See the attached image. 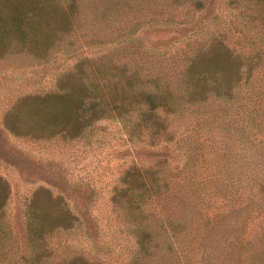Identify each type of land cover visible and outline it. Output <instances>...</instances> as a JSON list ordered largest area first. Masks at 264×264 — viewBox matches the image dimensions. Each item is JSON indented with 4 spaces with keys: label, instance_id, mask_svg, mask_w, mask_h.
Instances as JSON below:
<instances>
[{
    "label": "trees",
    "instance_id": "trees-1",
    "mask_svg": "<svg viewBox=\"0 0 264 264\" xmlns=\"http://www.w3.org/2000/svg\"><path fill=\"white\" fill-rule=\"evenodd\" d=\"M170 2L191 9L190 17L114 28L104 42L70 49L56 36L71 22L74 0H0V59L30 54L35 71L64 68L52 88L15 96L0 115V135L72 140L102 121L116 123L134 160L108 197L131 237L118 264H242L244 247L255 249L260 238L230 239L224 227L235 226L238 210L224 206L238 197V180L264 201V0ZM109 4L95 12L102 16ZM130 47L137 55L113 58ZM50 48L57 52L49 57ZM53 182L66 186L62 177ZM176 185L188 186L192 199H204V188L223 198L193 204L194 223L186 204L163 201L175 199ZM7 194L0 176V264H102L79 254L51 260V237L75 225L99 250L120 254L117 237L104 239L88 213L92 189L75 211L39 186L13 225Z\"/></svg>",
    "mask_w": 264,
    "mask_h": 264
},
{
    "label": "rangeland",
    "instance_id": "rangeland-1",
    "mask_svg": "<svg viewBox=\"0 0 264 264\" xmlns=\"http://www.w3.org/2000/svg\"><path fill=\"white\" fill-rule=\"evenodd\" d=\"M68 1L70 0H60L63 4ZM127 1L130 3L125 4ZM74 2L76 8L70 14V24L56 36L60 45L70 49H78L86 43L104 42L110 38V30L114 28H121L124 33L134 24L143 27L156 22L155 20L179 21L189 18L191 13V9L175 6L170 0H148L139 4L130 0H74ZM103 3L110 4L108 11L101 16L95 10L103 7ZM229 39L235 40L234 37ZM244 43L245 41L240 38V44ZM56 52V48H50L47 55L50 57ZM112 54L114 59L118 57L122 59L123 55L125 57L137 55L132 51V47ZM82 56L79 54L72 58V61ZM35 64L36 60L31 58L30 54H15L0 59V115L15 96L52 88L53 78L64 71L63 65L57 68L49 65L44 70L35 71ZM211 132L214 133V129ZM127 144L128 141L118 125L110 121H102L88 133L72 140H62L58 137L36 140L2 133L0 176L8 186L5 213L11 224L16 223L21 217V209L26 199L39 186L49 188L53 194H61L68 199L69 205L73 206L75 211L77 207H82V193L86 189H92V200L87 205L88 213L98 220L100 231L106 235L104 239L117 237L121 246L120 254H109L99 250L97 238L92 239L80 225H75L68 230L58 231L51 237L49 241L51 260L55 261L69 254H79L89 261H98L102 264L120 263L130 246L131 237L127 234L126 227L121 225L118 212L108 201V197L119 175L134 163L126 152ZM190 174L186 170L182 172V175ZM179 176L180 174L177 179ZM192 176L196 180L199 179L196 171ZM56 177L66 180L63 189L54 184L53 179ZM235 185L238 186L235 193L238 197L230 199L224 207L226 209L235 207L238 214L235 226H225L224 232L231 233L230 239L241 237L243 242H255L256 238H260V244L256 245L255 249L244 247L246 252L242 255V264H264V201L251 196L248 184L242 186L238 180ZM183 189L186 191L190 188L176 185L173 189L175 199L163 201L172 202L171 208L186 204L191 216L190 221L194 223L198 215L194 214L193 204L198 206V203H205L207 200L219 204L217 199L223 198L222 191L215 195L212 191L209 192L208 188H204L201 189L204 199L195 197L192 199ZM168 210L170 208H167Z\"/></svg>",
    "mask_w": 264,
    "mask_h": 264
}]
</instances>
